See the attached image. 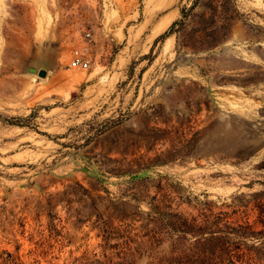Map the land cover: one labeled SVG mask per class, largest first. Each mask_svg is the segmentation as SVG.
<instances>
[{"label":"rangeland","instance_id":"1","mask_svg":"<svg viewBox=\"0 0 264 264\" xmlns=\"http://www.w3.org/2000/svg\"><path fill=\"white\" fill-rule=\"evenodd\" d=\"M243 221L264 251V0H0V264H168Z\"/></svg>","mask_w":264,"mask_h":264},{"label":"trees","instance_id":"2","mask_svg":"<svg viewBox=\"0 0 264 264\" xmlns=\"http://www.w3.org/2000/svg\"><path fill=\"white\" fill-rule=\"evenodd\" d=\"M175 23L159 38L170 33ZM178 233L180 235L174 241L189 245V248L183 255L171 257L168 264H264V251L255 246L263 233L256 231L253 224L247 221L235 225L215 224L209 226L207 231L203 229L197 233L188 229Z\"/></svg>","mask_w":264,"mask_h":264},{"label":"built area","instance_id":"3","mask_svg":"<svg viewBox=\"0 0 264 264\" xmlns=\"http://www.w3.org/2000/svg\"><path fill=\"white\" fill-rule=\"evenodd\" d=\"M89 33H85L86 41L81 47L73 48L70 53V58L68 62V67L71 69H81L86 70L90 65V58L88 56L89 50L91 48V42Z\"/></svg>","mask_w":264,"mask_h":264},{"label":"water","instance_id":"4","mask_svg":"<svg viewBox=\"0 0 264 264\" xmlns=\"http://www.w3.org/2000/svg\"><path fill=\"white\" fill-rule=\"evenodd\" d=\"M31 70L35 71L39 77H44L47 73V71L45 69H42V68L38 69V70H36L35 68H32Z\"/></svg>","mask_w":264,"mask_h":264},{"label":"bare ground","instance_id":"5","mask_svg":"<svg viewBox=\"0 0 264 264\" xmlns=\"http://www.w3.org/2000/svg\"><path fill=\"white\" fill-rule=\"evenodd\" d=\"M166 23H167V21H164V22L161 24L160 28H163V27L166 25Z\"/></svg>","mask_w":264,"mask_h":264}]
</instances>
